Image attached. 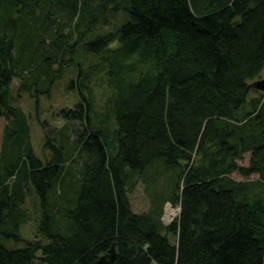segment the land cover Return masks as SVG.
<instances>
[{"label":"trees","instance_id":"obj_1","mask_svg":"<svg viewBox=\"0 0 264 264\" xmlns=\"http://www.w3.org/2000/svg\"><path fill=\"white\" fill-rule=\"evenodd\" d=\"M118 12L125 23L88 40L91 23ZM82 48L102 66L90 59L88 70L78 68L79 102L46 135L52 153L43 162L13 102L46 81L49 94L63 73L54 60L68 55L69 65ZM263 69L264 0H0V118L6 138L16 124L26 138L21 161L0 172V264H95L112 244L113 264H264V94L249 97ZM98 71L113 91L105 107L115 119L114 156L88 122ZM72 121L84 126L74 139ZM246 153L248 165H239ZM76 157L75 195L56 200L55 214L49 192ZM160 169L168 196L155 193L151 209L134 213L138 178L156 181ZM234 172L258 178L236 181ZM32 191L45 240L9 249L4 240H23ZM166 199L180 208L169 225L161 220Z\"/></svg>","mask_w":264,"mask_h":264},{"label":"rangeland","instance_id":"obj_2","mask_svg":"<svg viewBox=\"0 0 264 264\" xmlns=\"http://www.w3.org/2000/svg\"><path fill=\"white\" fill-rule=\"evenodd\" d=\"M127 18L128 16L124 12H118L115 15H104L98 22H94L93 24L91 23L92 30L90 33L92 34V37L89 36L88 40H93L95 36L99 34L114 32L123 23H125ZM90 59H93L91 64L99 65V67L96 69H99L102 66V64H99V59L86 52L84 48H82V50L79 49L77 53L71 56L69 65L67 64L69 60L68 55H65L64 60L62 61L58 58L55 59L51 65L52 70H63V73L52 84L50 93L47 94L45 91H41V89L47 85L48 81H46L45 84L42 85L41 89L38 87L39 92L37 94L35 92L37 86H34L32 90L20 92V97L18 100L13 102L14 105H17L24 114L28 129L27 136L29 142L32 146L34 154L43 162L50 159V154L52 153L51 149L45 146L46 135H48L49 131L52 130L50 134L52 136L55 129H60L62 126H64L66 121L61 111L73 109L75 104L79 102L80 95L76 84L78 68L81 67L85 71L88 70V67L90 66ZM96 69L93 71H96ZM94 73L95 72L91 73V90L92 95L94 96L95 105L94 109L89 114L88 122L91 128L99 127L98 129L103 132V140L106 145L107 154L108 156H114L117 152V140L114 133L116 127L115 119L111 109L105 107L110 103V99H113V91L108 84L109 79L104 71H98V73ZM261 78H264V69L260 73V77L257 79ZM71 82H73L72 87L70 86ZM20 83V78H14L11 85V89L14 94L17 93ZM263 94L264 92L252 89L249 97H258ZM7 124L8 121L4 116H2L0 118V172L3 173L5 172V168L7 166L21 161L25 154L24 141L26 138L24 133L20 131V126L18 124L14 125L13 129L15 131L17 130V133L12 135L10 138H6ZM67 124H69V122ZM71 126L75 132L72 135V139H74L76 131H81L84 126L83 122L80 121H72ZM249 156L250 153L244 154L243 159L238 160L237 163L243 166L248 165ZM81 163L82 160L78 157H76L73 161H70L66 165L64 177L61 181V187L53 188L49 192L50 200H55L54 202L52 201L54 204H56V208L54 209L55 214L59 213V202L56 200H61L63 197L72 199L75 195L68 184L71 180L73 184L76 183L75 180L79 175ZM161 165L159 166L161 167ZM150 171H152V169ZM156 175V181L153 180L151 176L149 178L150 180L147 182L144 179L138 178L136 187L130 193V200L132 204L131 209L134 213L141 214L147 212L154 206L153 195L155 193L157 195L161 193L164 194L165 179L164 176H162V170L160 169L159 173L157 171ZM136 177L138 176L136 175ZM230 177L236 181L255 180L258 178L256 174L250 175L249 177H244L238 172L230 174ZM11 181L12 179L9 180V183H11ZM147 185H149L148 188ZM60 192H62L61 195ZM168 194L169 193L165 191L164 196L167 197ZM25 200L24 207L28 212V220L22 223L19 227V233L23 240L19 242L12 239L4 240V245L9 249L24 247L25 242L34 239L35 236L40 237L41 240H45L42 231H40L41 208L39 204V198L35 191L29 193L27 195V199ZM167 200L168 199L164 200L161 218L165 225H169L179 214V207L173 206V204ZM169 205L176 211L171 219H168L169 212L167 207ZM170 236V241L174 243L176 240L175 237L172 235Z\"/></svg>","mask_w":264,"mask_h":264},{"label":"water","instance_id":"obj_3","mask_svg":"<svg viewBox=\"0 0 264 264\" xmlns=\"http://www.w3.org/2000/svg\"><path fill=\"white\" fill-rule=\"evenodd\" d=\"M250 86L257 91L264 92V78L252 81ZM116 256H117L116 245L112 244L109 251L101 255L95 264H113L116 259Z\"/></svg>","mask_w":264,"mask_h":264},{"label":"bare ground","instance_id":"obj_4","mask_svg":"<svg viewBox=\"0 0 264 264\" xmlns=\"http://www.w3.org/2000/svg\"><path fill=\"white\" fill-rule=\"evenodd\" d=\"M167 209H168V212H169L168 219H171L173 217V215L176 213V211L174 209H172L170 207V205L167 207Z\"/></svg>","mask_w":264,"mask_h":264}]
</instances>
